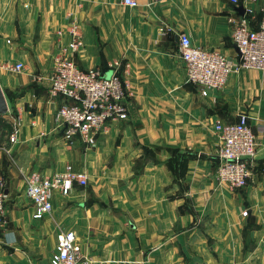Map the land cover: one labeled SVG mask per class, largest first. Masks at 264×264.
I'll list each match as a JSON object with an SVG mask.
<instances>
[{
  "label": "crops",
  "instance_id": "0c3cea01",
  "mask_svg": "<svg viewBox=\"0 0 264 264\" xmlns=\"http://www.w3.org/2000/svg\"><path fill=\"white\" fill-rule=\"evenodd\" d=\"M0 0V89L8 110L0 141V264H50L61 229H72L92 264H264V70L232 72L221 89L186 79L179 33L192 45L239 58L232 31L240 14L231 0ZM252 28L264 0L251 5ZM82 45V69L116 73L126 84L128 118L112 120L88 147L68 144L49 93L52 56ZM9 40L10 42H8ZM22 62L24 68L12 71ZM248 116L257 136L243 187L218 183L216 121ZM17 129V141L9 135ZM87 174L86 186L55 194L52 212L32 218L29 170ZM247 215L242 216V211Z\"/></svg>",
  "mask_w": 264,
  "mask_h": 264
},
{
  "label": "built area",
  "instance_id": "2783aa9c",
  "mask_svg": "<svg viewBox=\"0 0 264 264\" xmlns=\"http://www.w3.org/2000/svg\"><path fill=\"white\" fill-rule=\"evenodd\" d=\"M130 7L137 0H121ZM258 0H231L242 6L244 13L235 22L232 42L239 50V58H230L219 48L206 49L192 45L184 31L179 33L178 51L186 65V79L202 90L221 89L232 72L244 69L264 70V18L252 28L248 16ZM70 41L60 45L52 56L49 93L61 99L54 113V121L61 128L62 138L71 144L81 141L88 147L97 142L96 133L112 120H126V84L116 73L104 75L95 67L82 69L73 53L82 45L79 25L72 23ZM10 42L9 40H7ZM12 71L24 68L22 62L11 65ZM214 131L220 140L219 164L216 179L229 188L243 187L250 175L248 163L257 149V136L248 116L240 114L234 122L216 121ZM9 142L17 141V129L9 135ZM25 194L32 203V218L40 219L52 212L55 194L67 195L77 186L88 185L85 172L67 164L63 171L47 173L29 170L25 175ZM5 186L0 181V220L5 213ZM247 210L242 211V216ZM50 264H92L82 253L78 236L72 229H61L49 257Z\"/></svg>",
  "mask_w": 264,
  "mask_h": 264
},
{
  "label": "water",
  "instance_id": "95a60500",
  "mask_svg": "<svg viewBox=\"0 0 264 264\" xmlns=\"http://www.w3.org/2000/svg\"><path fill=\"white\" fill-rule=\"evenodd\" d=\"M237 11L240 14L244 13V9H243L242 6L237 7ZM235 50L239 54V50H238V48L236 46H235ZM7 110H8V107H7L6 99H5L4 95H3L2 90L0 89V115L5 114L7 112ZM5 194H6V191H5Z\"/></svg>",
  "mask_w": 264,
  "mask_h": 264
},
{
  "label": "trees",
  "instance_id": "16d2710c",
  "mask_svg": "<svg viewBox=\"0 0 264 264\" xmlns=\"http://www.w3.org/2000/svg\"><path fill=\"white\" fill-rule=\"evenodd\" d=\"M6 126H7V124L2 121L1 116H0V141H1L2 137L4 136V134L9 133V130H5Z\"/></svg>",
  "mask_w": 264,
  "mask_h": 264
},
{
  "label": "rangeland",
  "instance_id": "374dc122",
  "mask_svg": "<svg viewBox=\"0 0 264 264\" xmlns=\"http://www.w3.org/2000/svg\"><path fill=\"white\" fill-rule=\"evenodd\" d=\"M108 76V75H107Z\"/></svg>",
  "mask_w": 264,
  "mask_h": 264
}]
</instances>
